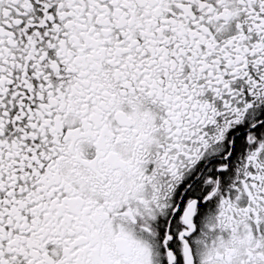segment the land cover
I'll list each match as a JSON object with an SVG mask.
<instances>
[{
	"label": "snow or ice",
	"instance_id": "snow-or-ice-1",
	"mask_svg": "<svg viewBox=\"0 0 264 264\" xmlns=\"http://www.w3.org/2000/svg\"><path fill=\"white\" fill-rule=\"evenodd\" d=\"M0 264H264V0H0Z\"/></svg>",
	"mask_w": 264,
	"mask_h": 264
}]
</instances>
